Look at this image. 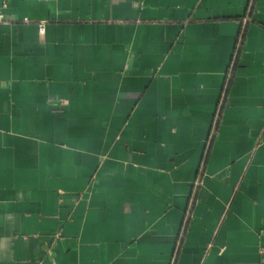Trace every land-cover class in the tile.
Returning a JSON list of instances; mask_svg holds the SVG:
<instances>
[{
  "label": "crops",
  "instance_id": "1",
  "mask_svg": "<svg viewBox=\"0 0 264 264\" xmlns=\"http://www.w3.org/2000/svg\"><path fill=\"white\" fill-rule=\"evenodd\" d=\"M0 264H264V0H0Z\"/></svg>",
  "mask_w": 264,
  "mask_h": 264
},
{
  "label": "built area",
  "instance_id": "2",
  "mask_svg": "<svg viewBox=\"0 0 264 264\" xmlns=\"http://www.w3.org/2000/svg\"><path fill=\"white\" fill-rule=\"evenodd\" d=\"M26 21H29V20L26 19ZM45 27H46L45 22H41L40 23V29H41V31H45Z\"/></svg>",
  "mask_w": 264,
  "mask_h": 264
}]
</instances>
